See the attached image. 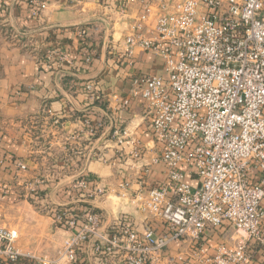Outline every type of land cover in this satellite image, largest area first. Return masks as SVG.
<instances>
[{
  "label": "built area",
  "instance_id": "obj_1",
  "mask_svg": "<svg viewBox=\"0 0 264 264\" xmlns=\"http://www.w3.org/2000/svg\"><path fill=\"white\" fill-rule=\"evenodd\" d=\"M130 1L104 4L117 14L112 19L102 14L112 30L110 51L129 65L136 49L151 52L161 57L163 72L132 77L115 110L126 111L136 97L143 102L159 146L153 161L165 166L166 178L129 196L164 232L146 226L139 235L123 219L104 226L102 215L90 207L57 210L54 221L70 234L49 263L76 264L84 249L98 258L117 253L116 264L175 262L164 255L171 241L193 244L205 232L227 226L236 235L233 242L218 244L212 254L196 244L192 264H251L250 241L263 250L264 264V0H137L138 19L129 17L130 32L120 35L118 24ZM43 7V1L32 0L30 15L37 17ZM76 36L81 64H88L96 52L88 28L78 29ZM46 60L48 66L74 62L62 50L48 51ZM113 135L121 143L126 131L116 128ZM16 165L25 169L21 161ZM187 168L195 173L196 186L186 180ZM72 188L91 194L83 178ZM14 240L15 234L0 225V264L21 256Z\"/></svg>",
  "mask_w": 264,
  "mask_h": 264
},
{
  "label": "crops",
  "instance_id": "obj_2",
  "mask_svg": "<svg viewBox=\"0 0 264 264\" xmlns=\"http://www.w3.org/2000/svg\"><path fill=\"white\" fill-rule=\"evenodd\" d=\"M13 1L12 16L22 31L13 30L14 38L0 43V216L8 214L17 223V230L8 228L15 234L16 249L31 260L43 252L57 256L70 234L54 221L57 210L90 207L102 215L104 226L123 219L139 235L146 226L156 234L164 232L162 224L138 210L129 196L166 178L165 166L153 161L159 146L153 140L143 102L136 97L126 111L115 110L119 98L128 93L132 77L162 74L161 57L136 49L135 61L129 65L115 57L110 45L103 54V25L83 22L103 13L115 18L117 14L104 6L115 0H40L44 7L37 17L29 13L32 0H0L4 25L9 22ZM127 7L128 15L118 24L120 35L130 32L133 17L138 19L139 2L132 0ZM82 28H88L96 48L92 61L83 65L76 36ZM50 50L65 51L73 64L48 66ZM88 83L91 89L85 88ZM116 128L126 131L121 143L113 135ZM17 161L25 169H19ZM185 172L186 180L196 186L193 170ZM80 178L86 181L90 195L77 194L72 188ZM121 183L127 185L121 188ZM97 189L103 192L99 194ZM232 233L224 226L205 232L193 244L171 241L164 255L175 262L164 259L162 263L192 264L190 253L196 244L212 254L218 244L233 242L236 235ZM248 247L251 264H263V250H257L251 241ZM98 259L116 264L120 256L98 258L84 249L76 264H95Z\"/></svg>",
  "mask_w": 264,
  "mask_h": 264
},
{
  "label": "rangeland",
  "instance_id": "obj_3",
  "mask_svg": "<svg viewBox=\"0 0 264 264\" xmlns=\"http://www.w3.org/2000/svg\"><path fill=\"white\" fill-rule=\"evenodd\" d=\"M12 38H14V32H13V29L11 28L9 22L5 25L2 22H0V43L10 41ZM27 200L33 201L30 198ZM15 224L17 225L15 219H13L12 216H10L8 214L0 216V225L5 226L7 228L17 230L16 229L17 227ZM14 244H15V242H14ZM14 247H15V245H14ZM15 249H16V247H15ZM57 256L51 257L49 253L43 252L39 256L32 258V259L35 262V264H50L49 262L56 260Z\"/></svg>",
  "mask_w": 264,
  "mask_h": 264
},
{
  "label": "water",
  "instance_id": "obj_4",
  "mask_svg": "<svg viewBox=\"0 0 264 264\" xmlns=\"http://www.w3.org/2000/svg\"><path fill=\"white\" fill-rule=\"evenodd\" d=\"M14 4H15V1H13L9 7V11H8L9 24L14 31H16L17 33H21L22 30L16 25V21L14 17L12 16V10H13ZM92 22H98L103 25V38L101 40V45L103 49V54L105 55L106 50L108 49V45H109L110 23L104 16L99 15V14L87 19L83 23L88 24Z\"/></svg>",
  "mask_w": 264,
  "mask_h": 264
},
{
  "label": "trees",
  "instance_id": "obj_5",
  "mask_svg": "<svg viewBox=\"0 0 264 264\" xmlns=\"http://www.w3.org/2000/svg\"><path fill=\"white\" fill-rule=\"evenodd\" d=\"M1 19V18H0ZM100 106H103L102 104H100ZM69 213H72L73 210H68ZM8 264H34V261L29 259L28 257H24V256H18L17 259L15 261L12 262H8Z\"/></svg>",
  "mask_w": 264,
  "mask_h": 264
}]
</instances>
